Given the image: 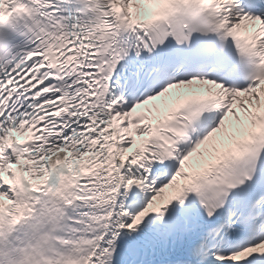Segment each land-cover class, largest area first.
<instances>
[{
	"label": "snow or ice",
	"instance_id": "snow-or-ice-1",
	"mask_svg": "<svg viewBox=\"0 0 264 264\" xmlns=\"http://www.w3.org/2000/svg\"><path fill=\"white\" fill-rule=\"evenodd\" d=\"M0 264H264V0H0Z\"/></svg>",
	"mask_w": 264,
	"mask_h": 264
}]
</instances>
